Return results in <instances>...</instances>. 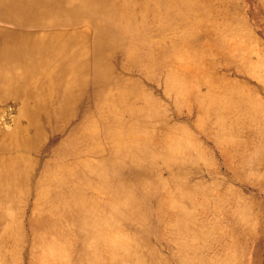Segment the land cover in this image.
Returning <instances> with one entry per match:
<instances>
[{
  "label": "rangeland",
  "instance_id": "1",
  "mask_svg": "<svg viewBox=\"0 0 264 264\" xmlns=\"http://www.w3.org/2000/svg\"><path fill=\"white\" fill-rule=\"evenodd\" d=\"M112 2L121 14L115 22L126 37L131 21L140 31H151L142 40L128 38L102 51L107 70L98 66V36L92 23L84 20L46 30L58 31L56 39L65 43L71 38L67 54L79 62L85 59V69L81 66L83 79L73 76L63 81V90L72 89L76 98L69 95L65 118L46 123L48 114L38 113L43 133L25 152L26 168L33 173L24 186L17 184L18 193L26 194L16 192L4 202L0 264H150L147 253L152 249L164 264H180L181 247H189L192 254L223 257L212 239L222 233L228 237L234 230H250L242 243L248 253L243 264H249L255 253L257 264H264V0ZM8 28H0V33ZM2 39L0 35V45ZM47 60L48 66L38 70L27 90L36 97L31 104L52 103L47 108L51 112L61 100L60 87L56 91L53 83L54 79L59 86L58 59ZM101 69L111 76L108 88L96 82ZM9 95L11 104L0 100L4 105L0 129L16 133L17 121L26 127L28 119L21 114L19 97L13 99L12 91ZM86 114L90 116L87 128L93 130L91 145H86L96 152L92 169L98 176L85 183L83 194L90 203L108 209L95 235L72 223L70 213L52 215L39 194L44 168L59 172L61 163H55L53 151L77 147L69 142L70 131L81 125ZM102 117L113 124L109 139L102 133ZM58 127L64 132H56ZM31 132L32 136L34 127ZM14 143L17 146L18 141ZM111 145L141 158L136 164L130 156L106 165L111 156L108 162L104 157ZM105 147L108 151L103 155ZM168 154L177 156L178 162L167 164ZM150 157L156 158L152 167ZM103 175H115L110 185L123 182L133 188L126 214L116 212L124 198L104 189L97 178ZM237 200L244 201L251 228H232L228 222L222 226ZM231 245L225 248L229 255L234 254Z\"/></svg>",
  "mask_w": 264,
  "mask_h": 264
},
{
  "label": "bare ground",
  "instance_id": "2",
  "mask_svg": "<svg viewBox=\"0 0 264 264\" xmlns=\"http://www.w3.org/2000/svg\"><path fill=\"white\" fill-rule=\"evenodd\" d=\"M112 1L113 0H0V24H3V26L5 25L4 27L9 26L5 32L1 31L2 33H0L3 37L2 44L0 45V90L3 84L12 83L11 79L14 82L20 80L18 77H11L10 79L4 76L2 70L18 69V71L28 76V78H23L22 81H26L27 84H30L33 82L32 76L37 71L35 69L48 66L47 59L56 57L58 59L56 81L59 83V97L61 99L57 103L58 105H56V107L50 112V109L47 110L50 103L46 104L44 101L45 104L41 103L38 105L37 103H32V107L31 102H36L35 95L28 91H17L19 92L17 93L19 94L17 96L19 97L18 101L24 107V111L22 110L21 114L27 117L28 126L23 127L20 124V121H17L16 133H5L0 129V136L3 137V139L0 140V219H2L4 213V202L10 201L12 197L15 196L16 192L18 193L17 184H23L24 186L28 175H30V171L31 174L33 173L31 169L28 170L26 168L27 164L25 160L27 159V155L25 152L33 149L32 147L35 145L34 138H39L43 133V125H41L42 123L38 118V113L43 111L48 114V117L45 120L46 123L65 118L64 114L69 101V95L71 94L72 97L74 95L71 93L72 89L70 88V92L63 90L62 85H65L63 84V81L66 77L70 80L73 76L78 79H83L80 69L81 66L84 68L85 59L82 62H79V59H71V57H69L70 55L67 54L68 46L71 47L73 40L67 38L65 43L60 39H56L60 33L58 31L47 32V28L54 27V29H61L60 26H76L84 20L92 23L96 28V34L98 36L96 46L98 66H103V69L105 70H107V68L104 63H106L107 60L103 52H108L111 47L121 44L128 38L142 40L145 38L147 32L151 31H140L131 21V28L129 27L130 35L126 37L127 32L115 22L116 20L118 21L121 14L119 16V8ZM56 26L58 27L55 28ZM50 37L53 39H49ZM11 44H14V46ZM2 45L4 47H1ZM107 48L108 50H106ZM69 63H74L75 66H70L68 65ZM69 69L71 70V73ZM103 73L104 70L98 72L95 79L100 86L108 88V86H110L109 81L111 80V76L108 74L104 75ZM67 74L68 76H66ZM66 82L67 81H65V83ZM74 98L75 97H73V100L76 99ZM0 100L4 99L0 98ZM84 116L81 125H76L70 131L72 137L69 142L72 146L77 147L74 149H71L72 147L70 149L59 147L53 151L56 157L54 158L56 160L55 163L57 165L58 163H61L58 168L59 172L52 170V167V169L48 166L44 168L40 176V186L42 190L39 194L45 202L44 206L47 205L46 208L51 214L55 213L54 216H61L62 214L70 213L72 216V223L85 229L88 235L89 233L95 235L97 229L103 223H101V219L106 218L108 209L106 210V207L103 205L95 206L93 202L90 203L88 196L86 197V195L84 196L83 194L85 187L88 186L85 185V183H91V180L98 176L92 169V166L94 165L92 157H95L96 152L93 148L88 147V145H91L90 141L93 140V130L91 131L87 128L90 116L87 114ZM102 120L104 126V129H102L103 136L105 139H109V137L113 135V124L105 122L107 119L105 120L103 118ZM110 121L113 122L111 119ZM32 127H34V133L31 136ZM86 129H89V131ZM56 132L64 131L63 128H59ZM15 140L18 141L17 146L14 143ZM80 144L82 146H80ZM107 151L108 149L106 147L105 149L103 148L102 154L105 155V152ZM106 156L107 157H104L106 162L109 161L111 156L110 162L106 165H115L121 160L120 158H130L131 156L135 159L136 154L132 153L130 150L117 151L116 148L111 145L108 155ZM9 157L12 158L13 161L8 163L7 161ZM139 158L141 157H137L132 163L136 164ZM150 159V167H152L156 158L150 157ZM164 160L167 164L173 165L178 162V157L168 154L165 156ZM24 170L27 171L26 174ZM97 178H99V182L103 184V187H107L104 189H107L110 193L116 195L118 193L124 198L116 212H119V215L126 214L124 212L126 211V208L131 205V200L134 197L133 188L123 184V182H119L116 187L110 185V181L115 179V175H103ZM45 184H48L47 188ZM18 194L24 195L26 192L24 193L22 190V192H19ZM68 199L70 201H68ZM235 206V210H233L232 213L225 214L222 226L225 228L226 222H228L232 228L233 226L241 228L243 225L247 228H251L250 216L248 215L249 213L244 205V201L237 200ZM119 220L121 219L119 218ZM53 225L55 226L57 224L53 223ZM246 232L247 233L240 230V232L236 231L235 233L234 230V233L228 237L227 234L222 233L212 239L216 244H219V252L222 251L221 254H223V257L215 253H208L207 255L204 253V255L201 256L196 251L192 254L191 252L193 251L189 249V247H181L179 250L182 251L183 261H180V264H243L248 253L246 254V249L242 243L246 237L251 235L249 234L250 230H246ZM4 234V228L0 227V250L3 244L2 239L5 237ZM91 235L89 237H91ZM207 239H211V237L208 236ZM226 240L228 241L225 243ZM230 244H232L231 247L234 249V254L229 255L226 253V250ZM146 245L148 244L146 243ZM213 245H211V249L213 248ZM207 247V242H205L203 247L204 251H206ZM147 254L151 256L150 264H164L165 261L163 257L156 251V249H152ZM128 255L130 256V254ZM135 255L138 257L140 252ZM257 261V254L255 253L252 256V259L250 258L249 264H257Z\"/></svg>",
  "mask_w": 264,
  "mask_h": 264
},
{
  "label": "crops",
  "instance_id": "3",
  "mask_svg": "<svg viewBox=\"0 0 264 264\" xmlns=\"http://www.w3.org/2000/svg\"><path fill=\"white\" fill-rule=\"evenodd\" d=\"M5 26V25H4ZM4 26H3V24H0V28H4ZM41 68V67H40ZM40 68H37V69H35V70H37L35 73H34V75L32 76L33 77V82H31L30 84H27L26 83V81H22L23 80V78H28V76H26L24 73H22V72H20V71H18V69H16V70H14V69H6V70H2V74H4V76H6V77H8V78H10L11 79V77H13V78H16V77H18V78H20V80H18V81H16V82H14L12 79H11V81H12V83H6V84H3L2 86H1V90H0V98H5V99H8V101L10 100V98H11V96L9 95V91H12V93H13V99L15 98V97H17L19 94H17V93H19V92H17V90H19L20 91V89L21 90H24V91H28L27 89H28V87L29 86H31L34 82H35V76L37 75V73H38V70L40 69ZM43 68V67H42ZM22 77V78H21ZM53 83H54V85H55V88H56V91H58V86H57V84L55 83V81H54V79H53ZM16 90V91H15ZM15 91V92H14ZM57 97H58V94H57V96H56V99H57ZM14 103L16 104V102H15V100H14ZM9 104H11L10 103V101L8 102V104H6V105H9ZM19 106H20V108H21V105L20 104H18ZM50 105H53L52 103L50 104ZM57 104H55V106H56ZM0 106H4V105H0ZM31 106H32V104H31ZM19 111H20V109H19ZM19 111H18V113H19Z\"/></svg>",
  "mask_w": 264,
  "mask_h": 264
}]
</instances>
